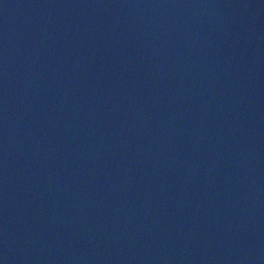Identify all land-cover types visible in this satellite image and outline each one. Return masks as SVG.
Returning a JSON list of instances; mask_svg holds the SVG:
<instances>
[{"label": "water", "instance_id": "1", "mask_svg": "<svg viewBox=\"0 0 264 264\" xmlns=\"http://www.w3.org/2000/svg\"><path fill=\"white\" fill-rule=\"evenodd\" d=\"M0 264H264V0H0Z\"/></svg>", "mask_w": 264, "mask_h": 264}]
</instances>
